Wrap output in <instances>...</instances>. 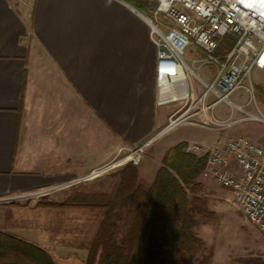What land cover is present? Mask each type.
<instances>
[{
    "label": "crops",
    "instance_id": "crops-1",
    "mask_svg": "<svg viewBox=\"0 0 264 264\" xmlns=\"http://www.w3.org/2000/svg\"><path fill=\"white\" fill-rule=\"evenodd\" d=\"M151 30L129 0H0V229L19 196L69 193L163 133ZM250 82L264 96V68Z\"/></svg>",
    "mask_w": 264,
    "mask_h": 264
},
{
    "label": "built area",
    "instance_id": "built-area-1",
    "mask_svg": "<svg viewBox=\"0 0 264 264\" xmlns=\"http://www.w3.org/2000/svg\"><path fill=\"white\" fill-rule=\"evenodd\" d=\"M154 18L156 23L150 21L157 47L156 103H184L170 113L162 132L182 120L221 130L245 120L264 122L263 112L230 99L241 87H248L253 95L251 73L254 68H264V0H157ZM223 43L229 47L218 53ZM188 47L195 53L191 63L197 69L184 58ZM203 66L214 68L209 70L213 73L210 81L199 72ZM192 76L205 87L200 94ZM219 102L229 106L225 118L214 114ZM234 109L243 114L235 118ZM145 144L132 148L130 155L142 151ZM185 150L195 155L207 153L201 174L231 189L243 212L264 232V146L240 133L225 135L209 147L187 143ZM133 161L137 164L139 160Z\"/></svg>",
    "mask_w": 264,
    "mask_h": 264
},
{
    "label": "rangeland",
    "instance_id": "rangeland-1",
    "mask_svg": "<svg viewBox=\"0 0 264 264\" xmlns=\"http://www.w3.org/2000/svg\"><path fill=\"white\" fill-rule=\"evenodd\" d=\"M147 17L156 23L154 10L152 15ZM160 19L163 18L159 17ZM194 55L191 47L186 48L184 52L186 60L191 63ZM191 64L196 66V63ZM209 70L213 72L214 68L203 66L199 69L201 75L208 81L213 74H209ZM191 81L196 86L197 94H200L205 88L204 85L194 76ZM258 96L257 100L254 93L252 95L246 87H241L230 95V99L245 105L251 111L264 113L262 105L264 96L259 94ZM249 99L251 102L246 104ZM183 105V102L176 101L168 106L174 108L171 107L172 112ZM215 110L217 117H227L229 106L225 102H219ZM234 111H236L234 116L243 114L238 109ZM199 120L203 118L200 117ZM168 121L169 117L167 123ZM238 124L240 125L237 127H246L250 130L249 133L241 134L264 146V122L245 120ZM224 130L182 120L146 142L142 151L137 154L130 155V150L142 143L122 148L113 160L92 170V176L72 185L69 193L58 194L55 190V193L19 196L10 211L8 226L2 230L40 245L51 254L56 264H86L88 248L102 218V212L94 205L73 200L72 196L76 192L107 189L116 180L113 171L129 161L138 166L140 179L149 185L165 149L180 141L198 143L207 147L208 144L225 137ZM236 134L240 133H232V135ZM134 159L139 160L137 164ZM198 180L203 184L198 194L207 200L208 209L212 213L208 218L197 215L194 229L205 242L203 252H211V264H264V232L260 225L247 217L231 189L222 186L214 178L202 174L199 175Z\"/></svg>",
    "mask_w": 264,
    "mask_h": 264
},
{
    "label": "trees",
    "instance_id": "trees-1",
    "mask_svg": "<svg viewBox=\"0 0 264 264\" xmlns=\"http://www.w3.org/2000/svg\"><path fill=\"white\" fill-rule=\"evenodd\" d=\"M129 1L148 16L157 5L156 0ZM226 43L218 53L229 47ZM186 144L164 151L149 185L129 161L113 171L116 180L107 189L72 196L102 212L86 264H211V252H203L205 242L194 229L197 215L212 213L198 194L207 154L189 153ZM0 264L56 263L40 245L0 229Z\"/></svg>",
    "mask_w": 264,
    "mask_h": 264
},
{
    "label": "water",
    "instance_id": "water-1",
    "mask_svg": "<svg viewBox=\"0 0 264 264\" xmlns=\"http://www.w3.org/2000/svg\"><path fill=\"white\" fill-rule=\"evenodd\" d=\"M154 139V138H153Z\"/></svg>",
    "mask_w": 264,
    "mask_h": 264
}]
</instances>
